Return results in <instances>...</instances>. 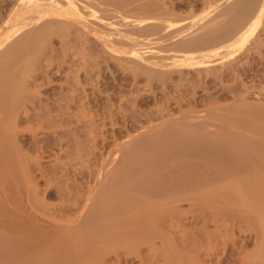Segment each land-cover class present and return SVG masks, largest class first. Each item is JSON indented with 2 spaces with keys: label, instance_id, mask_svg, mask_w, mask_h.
I'll list each match as a JSON object with an SVG mask.
<instances>
[{
  "label": "bare ground",
  "instance_id": "6f19581e",
  "mask_svg": "<svg viewBox=\"0 0 264 264\" xmlns=\"http://www.w3.org/2000/svg\"><path fill=\"white\" fill-rule=\"evenodd\" d=\"M164 1L0 0V264H264V101H248L238 68L264 62V0H205V13L181 28L173 18L185 16L166 19L174 11L160 9ZM87 35L132 81L147 79L149 98L136 99L146 110H132L134 95L133 112L122 98L116 109L122 94L106 97L104 82L93 92L108 99L101 111L82 99L78 72L91 77L97 66L99 76L108 58ZM188 70L233 80L213 93L203 77L210 91L198 100L202 83ZM22 121L58 134L61 154L49 165L47 147L23 148ZM107 127L118 141L97 158Z\"/></svg>",
  "mask_w": 264,
  "mask_h": 264
},
{
  "label": "rangeland",
  "instance_id": "374dc122",
  "mask_svg": "<svg viewBox=\"0 0 264 264\" xmlns=\"http://www.w3.org/2000/svg\"><path fill=\"white\" fill-rule=\"evenodd\" d=\"M140 1H144V0H140ZM153 1H155V0H153ZM159 1H161V0H159ZM162 1H163V0H162ZM165 1H166V0H165ZM165 1H164V4H165V5H164V4H163V5H160L162 2H161V3H158V2H157L158 5H160V9H161V7H162L163 9H166V10H167V9H170V10H171L170 13H171L172 11H174V12L171 13L172 15H169L170 18H169V17H166L167 13H169V10H168V12L165 11V13L167 12L166 15H165V18H166V19L168 18V19L172 22L171 17H172V16L174 17L173 13H175V12H177V11H178L177 13H179V14L181 15L182 18H184V16H185V18H184L182 21L179 20V21H181V22H179V21L177 22L176 20H174V19H177V17H176V18H175V17H174V18L172 17V18H173V21H174L173 24H175L176 27H180V28H181V25L178 26L179 24L186 23V22L189 24V22H188L189 20H191L190 22H192V19H193L194 17H195L194 19H196V16H198V15H200V16L203 15V14L205 13L204 11H205V9H206V7H207V6H206V2H204L205 0H174V1H173V0H170L171 2H174V5H173L174 8L172 7V5H170L171 2H169V0H168V2L166 1V2L168 3V7H169V8L166 7V3H165ZM201 2H202V3H201ZM204 3H205V5H204ZM172 4H173V3H172ZM163 6H165V8H164ZM170 6L172 7V9L170 8ZM176 6H177V7H176ZM203 7H205L204 10H203ZM160 9H158V11H160ZM163 9H162L161 11H163ZM173 9H174V10H173ZM202 10H203V11H202ZM199 12H200V13H199ZM203 12H204V13H203ZM177 13H175V14H177ZM189 14H190V16H191L192 18L189 17ZM180 15H179V16H180ZM187 15H188V16H187ZM195 15H196V16H195ZM176 16H177V15H176ZM200 16H198V17H200ZM181 17H180V18H181ZM198 17H197V18H198ZM180 18H179V19H180ZM182 18H181V19H182ZM194 19H193V20H194ZM175 21H176V22H175ZM188 24H185V25H187V27H188V26H189ZM183 25H184V24H183ZM175 26H174V27H175ZM176 27H175V28H176ZM183 27H184V26H182V28H183ZM175 28H174V29H175ZM185 28H186V27H185ZM185 28H183V29H185ZM176 29H178V28H176ZM263 29H264V28H263ZM262 31H263V30H262ZM262 31L260 30V32H262ZM262 36H263V37H262ZM55 37H56V36L52 37V40H51V41L53 42V40H54V42H53L54 46H58V45L60 44L61 39H58V38L55 39ZM57 37H59V36H57ZM87 37H88V38H87ZM87 37H86V38H87L88 40H86V41H89V38H90V39L92 38V40H93V41L95 42V44H96V41H95V40H97V39H96L95 37L93 38V36H91V35H87ZM260 37L264 40V32H262V35H261V33H260ZM53 38H54V39H53ZM92 40H90V43L87 42V43H86V44H87L86 46H88L89 44H91ZM97 41H98V40H97ZM55 42H59V43L56 44ZM94 42H93V45L96 46L97 51H96V48L94 49V47L92 46V49H94L93 51H94V52L96 51L97 54H98V56H100V55H99L100 53H102V55H104V54H105V53H103V51H104V48H103V47H104V46H103V47L101 46L102 43L98 41L99 43L97 42V44L95 45ZM88 43H89V44H88ZM100 43H101V44H100ZM263 43H264V41H263ZM91 45H92V44H91ZM98 45H99V47L101 46V48L103 49V51H102L101 48L98 49V48H99V47H97ZM82 46H83V45H82ZM89 46H90V45H89ZM89 46H88L86 49L91 50V49H89V48H90ZM142 46H149V44H142ZM150 46H152V45H150ZM263 49H264V47H263ZM263 49H262V53H261V54H264V50H263ZM100 50H101V51H100ZM98 51H100V53H98ZM105 51H106V49H105ZM105 51H104V52H105ZM106 52H107V51H106ZM47 55H48V54H47ZM102 55H101V56H102ZM106 55H108V56H106ZM95 56H96V55H95ZM104 56L108 57L107 59L105 58L106 60H105V59H104V60H105L108 64H110V65H108V64L105 63L103 60L100 61V63H101V64L103 63V65L101 66V64H100L99 67H100V68L102 67L103 69L100 70V74H99V76L102 75V77H105L104 79L101 78V76L99 77V76L97 75L98 73H97V74L94 73V71H95L94 69H93V72L91 71V72H92L91 77H88V75H89L88 72L86 71V73H84V70H83V69H81L82 72H81V71L78 72V74H79L78 77L80 76V77H79L80 80L78 81V84H77L78 86H77V87H80V86H79V85H80L79 82H81V88L83 89V86L85 85L84 82H86V85L84 86V87H85V88H84L85 90L82 91L81 88L79 89L80 92H81L80 94H82V93L84 94V95H83V94L81 95V96L83 97L82 99H84V98L87 99V97L89 98L90 95H91L92 98H93V100L95 99V100H94V101H95V104H94L95 106H93V107H94V108H95V107L98 108L99 111H101L100 109H101V106L103 107V104H105V103L107 104L108 99H107L106 97L109 96V95H107V92L113 94L114 91H116V93H114L115 96H117V95H119V93H121L122 96L119 95V96H121V97H119V98H120V99L122 98L123 101L126 100V99H128V100H129V99H130V100H133L132 97H134V96L137 97V96L139 95L140 97H139V96H138L137 98L135 97V100H136V99H137V100H141V99H142V102H143V101H144L143 98H144V97L147 98V97H148L147 95L149 94L147 91H144V90H143L144 87H143V85H142V84H144V80H145V82H146L147 79H146V78H145L144 80L142 79V80H143V81L141 80L142 82H141V81L136 82V80H134L137 84L142 85V87L139 86V85L137 86V84H135L134 81H132V79H134V78H132V77H130V76L128 77V75H131V74H132L131 72L127 73L128 68L126 69L125 66H124L123 68H125V69L127 70V71H124V69L121 67V68H122V71H121V70H120V66H119L120 63L117 62L118 65H116V61L114 62V58H112V56L109 55V53H106ZM258 56H259V58H258V57L254 58V60H253L252 63H251V64H253L254 66H250V64L246 65V63H245L243 66H242V65H240V66L237 65V66H238V68H241V69H240V72H242V73L244 72V73L242 74V78H243L242 83L246 82V84L249 85V86H248V90H247V91L249 92V95H248V101L251 100V101H255L256 103L260 101V102H261V105H262V102L264 101V75H263V74H264V73H263V72H264V62L261 61V58H260L261 56H260V55H258ZM109 57H111V58H110L111 60L113 59V60H112L113 62L109 60ZM98 58H99V57H98ZM242 58H243L242 60L247 61V59H249V56L246 55L245 57H242ZM245 58H246V59H245ZM99 59H102V57L99 58ZM108 60H109L110 62H109ZM256 60H257V61H256ZM43 61H44V60H43ZM256 62H257V63H256ZM260 62H261V63H260ZM112 63H113L114 65H113ZM98 64H99V60H98ZM104 64H105V66H104ZM94 65H95V64H94ZM106 65H108V67H110L111 69H113V71H111L110 68H109V71H106V70H105V68L107 67ZM115 65H116V69H114V68H115ZM120 65H121V64H120ZM246 66H247V67H246ZM66 67H67V66H66ZM66 67H65V71H63V72H65V75H66V71H72V70H74L73 67L76 68V66L70 67L69 69L66 68ZM96 67H97V66H94V68L97 69L95 72H97L98 69H99L98 67H97V68H96ZM215 67H217V70H216ZM215 67H214V68H215V71H220V70H222L221 68L224 69V66H222L221 63H217V64L215 65ZM235 67H236V66H235ZM257 67H258V68H257ZM72 68H73V69H72ZM218 68H219V69H218ZM236 68H237V67H236ZM238 68H237V69H238ZM242 68H243V69H242ZM244 68H245V69H244ZM246 68H247L248 74H246V73H247V71H245ZM259 68H260V69H259ZM262 68H263V69H262ZM70 69H71V70H70ZM106 69H107V68H106ZM117 69H118V70H117ZM226 69H227V70L224 69L225 71L223 70L224 73H227V72H230V71L234 73V71L231 69V67H230V68H226ZM228 69H229V71H228ZM102 70H104L105 73H104V71H102ZM107 70H108V69H107ZM101 71H102V73H101ZM129 71H131V70H129ZM190 71H192V73H191ZM190 71H189V70L187 71V72H189V73H186L187 75L185 74V72H184V74H185L186 76H188L189 74H193V75H191V79H192V80L195 79V80H194L195 83H196L197 81H198L199 83H200L201 81L203 82V79H204L203 77H205V80H204L205 83H208L209 86H211V89H210V87H208V85L206 86V84H205V86L207 87V90H206V91H208L209 89L212 90V89H214V88L216 87V88H215L216 90L214 89V91H215V92H219V90L221 89L220 87L223 85L222 83H227V82L229 83V82H232V80H233V78H232V80H231V78H229V79H224V80L227 81V82H226V81H224V80L222 79V77H221V79H220V77H219V78H214L215 80L218 79V82H216L217 80L214 81L213 78H212V76H211L212 79H211L210 77L208 78L207 76H210V75L206 74L205 72H202V73H201V76H202V74H206V75H204L203 77L200 78V73H198V74H199V77H198V75H197L198 78H197V77H194V78H193V76H195V74H197V73H196L195 70H190ZM193 71L195 72V74L193 73ZM226 71H227V72H226ZM262 71H263V72H262ZM63 72L60 74V76H61L60 80H63V78L65 77V75H64ZM80 72H81V73H80ZM91 72H89V73L91 74ZM98 72H99V71H98ZM220 72H221V75L224 74V73H222V71H220ZM236 72H237V71H236ZM236 72H235V73H236ZM82 73H83L85 76H84ZM93 73L95 74V78H97V77H96V75H97L98 78L101 79V80H99V79L97 78V79H96L97 81L95 80L96 82H95V81L92 82V80L94 79V78H93V77H94V74H93ZM103 73H104V74H103ZM109 73H110V74H109ZM121 73H122V74H121ZM62 74H63V75H62ZM106 74H107V77H108V78L106 77ZM114 74H115V75H114ZM126 74H127V75H126ZM53 75H55V74H53ZM53 75H51V76H53ZM81 75H82V76H81ZM86 75H87V76H86ZM112 75H113V76H112ZM118 75H119V76H118ZM125 75H126V77H128V78H126ZM185 75H184V76H185ZM239 75H240V77H241V73H240ZM89 76H90V75H89ZM62 77H63V78H62ZM82 77H83V78L86 77V79L84 78L85 81H83L84 79H83ZM120 77H121V78H120ZM124 77H125V78H124ZM188 77L190 78V76H188ZM67 78H69V77H65L64 80H65V81H66V80L68 81ZM72 78H73V77H72ZM72 78H69V80L71 81ZM79 78H78V79H79ZM88 78H89V79L91 78L92 80H91V79L88 80ZM129 78H130V79L132 78V79L130 80ZM206 78H207V79H206ZM81 79H82V80H81ZM102 79H103V81H102ZM197 79H198V80H197ZM209 79H211V81H212V82L210 81L211 84H210V82H209ZM106 80H109V81H106ZM123 80H124V81H123ZM196 80H197V81H196ZM199 80H200V81H199ZM219 80H221V81L223 80L224 82H221V83H220ZM260 80H261V81H260ZM65 81H63V82H65ZM82 81H83V84H82ZM87 81H88V82H87ZM89 81H91V82H89ZM101 81H102V82H101ZM105 81H106V82H105ZM206 81H207V82H206ZM37 82H39V81H37ZM103 82H104V83H103ZM132 82H133V84H132ZM198 82H197V83H198ZM202 82H201V83H202ZM67 83H68V82H67ZM67 83L65 82V85H66ZM94 83H95V84H94ZM96 83H97V84H98V83H101V84H98V88H100V89H101V87H102L104 84H106V85H104V86L102 87V88L104 89V91L107 90V91H105V93H104V95L106 96V97L104 96L105 99H104V98H101V97H103V95L99 93L100 91H102V93H103V89L100 90V91H97V92H98L97 94H94V93H96V90H99V89H96V88H97V87H96V86H97ZM102 83H103V85H102ZM130 83H131V84H130ZM199 83H198V84H199ZM203 83H204V82H203ZM203 83L197 85V87H196V88L199 89V86H201V89H199L200 92L197 91L198 94H200L199 97H197L198 100L200 99V97L202 96V94L206 93L205 90H202V89L204 88V86H203V88H202V85H204ZM214 83H215V84L217 83V84H219V85H215ZM261 83H262V84H261ZM68 84H69L70 87L68 86V88H66V87H67V85H66V86L64 87L63 90H67V91H69V93H70V92H71V91H70V88H72V87H71L72 85H70V83H68ZM93 84H94L95 86H94ZM126 84H127V85H126ZM213 84H214V85H213ZM256 84H257V85H256ZM108 85H109V86H108ZM133 85H134V86H133ZM220 85H221V86H220ZM258 85H259V86H258ZM99 86H100V87H99ZM105 86H106V87H105ZM117 86H118V87H117ZM126 86H127V87H126ZM135 86H137V87H135ZM250 86H251V87H250ZM93 87H94V88H93ZM107 87H108V88L110 87V88H109L110 90H109ZM206 87H205V88H206ZM218 87H219V88H218ZM249 87H250L251 89H250ZM259 87H260V88H259ZM122 88H123V89H122ZM130 88H131V89H130ZM137 88H138V90H137ZM141 88H143V89H142L143 91L141 90ZM157 88H158V87H157ZM208 88H209V89H208ZM68 89H69V90H68ZM121 89H122V91H121ZM54 90H58V89H54ZM73 90H74V89H73ZM119 90H120V91H119ZM127 90H128V91H127ZM134 90H137V91L140 90L139 92H141V94H140L139 92L134 91ZM210 90H209V91H210ZM67 91H66V92H67ZM77 91H78V90H77ZM77 91H75V92H77ZM118 91H119V92H118ZM201 91H203V93H201ZM214 91L212 90V91H210V92H213V93H214ZM220 91H221V90H220ZM64 92H65V91H64ZM75 92L73 91L72 93L75 94ZM78 92H79V91H78ZM93 92H94V93H93ZM122 92H123V93H122ZM127 92H128L129 94H128ZM142 92H147V94H146V93L143 94ZM41 93H43V92H41ZM47 93H48V92H44V94H47ZM86 93H87V94H86ZM44 94H43V95H44ZM48 94H49V95H48V99L50 98L49 100H53V99H51L52 96H53V97L56 96L55 94L52 95V93H51V94L48 93ZM93 94H94L95 96H97L98 94H100L99 96H97V97H100V96H101L100 99H98L97 97H95ZM112 94H111V95H112ZM250 94L253 95L254 97H253V96H250ZM254 94H255V95H254ZM133 95H134V96H133ZM141 95H143V96H141ZM85 96H86V97H85ZM115 96H114V97H115ZM249 96H250V98H249ZM110 97H112V96H110ZM117 97H118V96H117ZM262 97H263V98H262ZM90 98H91V97H90ZM92 98H91V99H92ZM112 98H113V97H112ZM112 98H111L110 102L114 100V98H113V99H112ZM148 98H149V97H148ZM148 98H147V99H148ZM229 98H230V99H229ZM251 98H253V100H252ZM254 98L257 99V100H255ZM82 99H81V100H82ZM86 99H84V100H86ZM96 99H97L99 102H98ZM106 99H107V101H106ZM122 99L120 100L121 102H120V104H119V103H118L119 101H118L117 98L115 97V100H117L118 102H117V101H116V102L113 101L111 104H112L114 107L117 106L116 103L119 104V107H116V109H119V108L122 106V102H123ZM225 99H227V100H225ZM260 99H261V100H260ZM262 99H263V100H262ZM84 100H82V101H84ZM102 100H103V101H102ZM104 100H105V102H104ZM128 100H126L125 103H126ZM130 100H129V101H130ZM135 100H134V101H135ZM137 100H136L135 104H133L134 101H131V102H130V103H131V106L133 105L131 108L134 107L132 110L134 111V109H135L134 112H139L140 110L143 111L144 108H145L144 110H146L147 107H145L144 104H143V106L141 105L142 107H141L139 104L137 105ZM258 100H259V101H258ZM96 101H97V102H96ZM101 101H102V103L104 102L102 105H101ZM129 101H128V102H129ZM221 101H222V102H221ZM223 101H224V102H223ZM232 101H233L232 96H228V97H225L224 100H221V99H220V102L217 101L215 104H217V103L221 104V103H222V105H224L223 103H226V105H227V103H229V102L232 103ZM84 102H86V101H84ZM128 102H127V106H125L126 104H124V102H123V104H124L123 106H125L126 108L128 107V109L124 108V109H126V111H131V110H129V108H130V103H128ZM132 102H133V103H132ZM249 102H250V101H249ZM96 103H97V105H96ZM263 103H264V102H263ZM98 104H100L101 106H99ZM106 104H105V105H106ZM114 104H115V105H114ZM257 104H259V103H257ZM120 105H121V106H120ZM110 106H111V105H110ZM138 106H139V107H138ZM99 107H100V109H99ZM111 108H112V106H111ZM121 108H123V107H121ZM199 108H203V106H201V107H199ZM114 109H115V108H114ZM102 110H104V109H102ZM133 111H131V112H133ZM127 113H129V112H127ZM66 114H67V115H66ZM69 114H70L69 112L64 113L65 116H70ZM62 115H63V114H62ZM117 121H118V120H117ZM22 122H23V123H22ZM22 122H20V124H19L18 127H20L21 130H22L23 127H24V129H23L24 131H23V132L25 133V135L22 136V137L25 138V141L27 142L25 145H23V148H24V149H29V148L31 147L32 149H31V148L29 149V150H30V154L35 153L34 150H35V151H36V149L39 150L40 147H42V148L45 149V150L48 148V149L46 150L47 152L44 151V152H43L44 154H43V153L40 154V158L42 157V158H41V163H43V165H46V164L49 165V164L52 162V160H53L52 158H55L56 156H58V155L61 154V152L59 151L60 148H58V147H60V146H58V145L56 144V139H55L56 136H57L58 134H56L55 131H53V129H51L52 127H49L50 129H48V128H47V129H46V128L44 129V128H43L44 130H42V129L39 130V129H38V130H36V132L38 131L37 133H36V132L31 133V131H30V129H29L30 127L27 126L28 124L30 125L31 122H26V121H22ZM119 122L122 123L121 119H119ZM121 123H118V124L121 125ZM26 124H27V125H26ZM27 129H28V130H27ZM106 129H107L106 131L103 130V131H105V133H102V134H103V135H108L109 133L111 134V129L108 128V127H107ZM45 130H46V131H45ZM51 130H52L53 132H52ZM108 130H109V131H108ZM118 130H119L120 133L118 132L119 135L117 134L116 136H120V137H122V136H124V135L126 134L125 131H121V129H118ZM118 130H117V131H118ZM112 131H113V130H112ZM108 132H109V133H108ZM124 132H125V133H124ZM79 133H80V132H79ZM106 133H107V134H106ZM113 133H114V132H113ZM33 134H34V135H33ZM102 134H101L100 137H99L100 139H101V137H102ZM110 134H109L108 137L111 136ZM121 134H122V136H121ZM51 135H52V136H51ZM53 135H54V136H53ZM79 135H81V137H80ZM79 135H76V137H80L79 139H81V138L84 139V137H82L83 134H79ZM64 136H65V135H64ZM64 136H63V137H64ZM38 137H39V138H38ZM51 137H52V138H51ZM108 137L105 138L106 141H105L104 138H102V141H103L102 143H105V144H107L108 146L105 145V144H103L104 149H103V147H102V151H101L100 153H99L98 150H96L97 152L94 151V153L96 154V156H97V155L100 156L99 154H101V156H102V153H105L106 150L109 148V146L111 147V145H112L113 143H115V142L118 141V138H117V141H116V137H115V136H114V137L111 136L112 138H111V137L108 138ZM113 138H114V139H113ZM35 139H36V140H35ZM38 139H39V140H38ZM53 139H54V140H53ZM66 139H67V138H66ZM82 139H81V140H82ZM107 139H108L109 141H108ZM110 139H113V140H111V142H110ZM119 139H120V138H119ZM40 140H42V141H40ZM81 140H80V142L82 143ZM37 141H39V142H37ZM83 141H84L83 144L86 143L85 140H83ZM96 141H98V142H96V143H97V145L99 146L97 149H99V148H100V145L102 146V143L99 142V139L96 140ZM100 141H101V140H100ZM104 141H105V142H104ZM112 141H114V142H112ZM38 143H39V144H38ZM81 143H80V144H81ZM108 143H109V144H108ZM111 143H112V144H111ZM30 144H31V145H30ZM37 144H38V145H37ZM41 144H42V145H41ZM99 144H100V145H99ZM110 144H111V145H110ZM36 145H37V146H36ZM56 145H57V146H56ZM87 145H88V144L86 143L85 145H83V147L81 146V147L83 148V151L86 149V148L84 149V146L86 147ZM104 145H105V146H104ZM113 145H114V144H113ZM25 146H26V147L29 146V147L25 148ZM34 146H36V147H34ZM55 146H56V148H58V150L55 148ZM45 147H47V148H45ZM65 147H66V143H64V145L62 146V148H64L65 151H67V150H68V147H66L67 149H66ZM106 147H107V149H106ZM69 149H70V147H69ZM32 150H33V151H32ZM53 150H54V151H53ZM99 150H101V148H100ZM103 150H105V152H104ZM58 151H59L60 153H59ZM83 151H82V152H83ZM85 151H87V150H85ZM85 151H84L85 155H84V153H83V157H82L83 159H81L82 162L84 161V158H85V156H86V152H85ZM53 152H55L56 154L53 153ZM57 152L59 153L58 155H57ZM49 154H50V155H49ZM52 154H53L54 157L52 156ZM54 154H55V155H54ZM95 154H94V155H95ZM32 155H36V154H32ZM41 155H42V156H41ZM45 155H46V156H45ZM103 155H104V154H103ZM96 156H95V157H96ZM98 156H97V158H98ZM101 156H100V157H101ZM86 157H87V156H86ZM44 158H45V159H44ZM81 160H80V161H81ZM74 161L79 162V161H77V159L74 160ZM74 161H72V163H73ZM80 167H81V165H80ZM69 168H72V167H69ZM84 168H85V167H83V169H84ZM69 170H70V169H69Z\"/></svg>",
  "mask_w": 264,
  "mask_h": 264
}]
</instances>
